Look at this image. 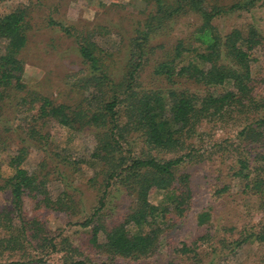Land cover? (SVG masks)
Listing matches in <instances>:
<instances>
[{"label":"rangeland","instance_id":"obj_1","mask_svg":"<svg viewBox=\"0 0 264 264\" xmlns=\"http://www.w3.org/2000/svg\"><path fill=\"white\" fill-rule=\"evenodd\" d=\"M220 1L228 6L243 4L214 19L221 33L226 34L233 28L247 33L254 24L264 34V0ZM130 2H133L131 7ZM144 6L143 0H0V13L22 8L27 10L30 22L28 43L19 54L26 87L21 92L7 91L5 100L0 102L2 171L5 176L13 173L8 165L9 157L25 146L28 153L23 165L40 176H47L54 198L67 191L75 200L73 209L57 211L39 206L36 199L26 196V215L44 223L48 235L55 238L58 250L44 247L32 237L22 238L20 248L11 249L1 242L9 237L7 219L15 234L20 220L13 213L11 217L5 215L12 207V194L9 189H0V264L11 260L28 264L30 260H35L33 264H68L71 260H85L89 264L103 261L109 264H264V244L254 235L264 226V192L253 191L252 186L247 187L248 179L235 174L240 158L253 159L264 151V126L259 139H247L239 133L244 125L264 117V106L260 112L248 109L222 117L209 116L194 132L183 136L185 149L180 152L150 150L137 136L132 137L129 145H124L122 149L133 155L152 153L165 160L191 154L176 169L178 177L189 175L192 188L189 208L183 215L169 214L167 222L161 224L163 232L157 249L138 257L110 255L92 242L95 225L112 226L122 222L135 205L134 195L122 184L116 182L109 188L105 205L99 210L100 218L83 225L95 208L100 207L99 200L105 189L102 166L90 156L97 145L96 131L74 130L53 123L42 125L32 117L39 108L41 96H48L57 104L85 107L87 92L83 84L89 72L79 54L78 35L91 36L99 47L105 71L115 80H122L133 66L129 64L132 39L144 16L139 12ZM51 20L65 24L74 34L66 33ZM200 23V14L190 11L171 20L162 33L150 38L154 50L150 53H155L144 63L139 85L151 90L173 87L164 76L154 72V67L178 41L189 42ZM4 45L5 41L0 39V53ZM254 54L255 95L264 104V43ZM177 81L174 87H188L200 94L205 91L190 80ZM25 125L35 127L45 136L30 138L23 129ZM81 159L85 161L74 163ZM260 164L264 166V161ZM224 186L227 189L222 194L216 193ZM168 193L154 190L150 200L170 206ZM202 215L204 221H201ZM104 237L100 233L101 242ZM244 238L247 239L238 242Z\"/></svg>","mask_w":264,"mask_h":264},{"label":"trees","instance_id":"obj_2","mask_svg":"<svg viewBox=\"0 0 264 264\" xmlns=\"http://www.w3.org/2000/svg\"><path fill=\"white\" fill-rule=\"evenodd\" d=\"M144 7L139 12L144 16L138 22L137 35L132 39L131 61L127 75L117 81L105 71L100 60L99 47L91 36L78 35L77 44L83 63L89 74L83 88L87 92L85 107L57 104L48 96L40 97V105L32 117L42 125L53 123L71 129L91 128L97 135V145L91 153L102 166L105 176V189L93 214L84 222L88 226L100 218V208L105 205V197L114 183L125 186L135 197V205L124 221L112 226L99 224L93 228V244L110 255L124 257L146 256L153 253L161 238V224L167 222L171 213L183 215L192 199L189 175L177 176V166L186 156L180 154L170 159L158 158L151 154L124 151L132 137H141L150 150L176 153L185 149L184 135L195 131L196 126L209 116L231 114L233 111L260 112L264 104L255 95L256 78L253 76L255 50L264 43V34L254 25L248 32L233 28L226 34L219 31L214 19L224 12L243 7L242 3L230 6L220 0H143ZM251 3H254L252 1ZM133 2H130L132 5ZM204 4H208L206 7ZM136 11V10H135ZM190 11L201 16L200 25L192 32L187 42L178 41L174 48L157 62L154 72L164 76L173 87L164 89H145L139 85L140 71L153 49L150 38L162 33L171 20ZM27 10L16 8L0 13V39L5 41L0 53V102L5 100L7 91L21 92L26 84L23 79L24 65L19 57L28 43L30 22ZM56 23L68 34H74L63 23ZM140 28V29H139ZM80 38V39H79ZM154 51V50H152ZM178 79L190 80L205 91L200 94L188 87L174 85ZM140 86V89H138ZM264 117L249 122L240 130L247 139L262 137ZM30 138H42L41 131L30 125L23 126ZM251 142V141H250ZM9 158L13 170L5 176L0 165V189H9L12 194V207L6 216L13 213L20 220L18 234L7 219L9 237L1 242L6 247L17 249L22 238L32 237L42 246L58 250L55 238L47 233L39 218L26 215L24 204L26 196L37 200L39 206L68 211L74 208L73 196L64 191L54 198L47 176L27 169L23 163L27 156L25 146ZM85 159L74 163L84 162ZM264 151L253 159L240 158L236 176L248 179L247 187L253 191L264 192ZM254 162V164H253ZM115 179V181H114ZM226 186L217 189L222 194ZM154 190L167 191L170 204H154L150 195ZM201 221L205 216H201ZM12 219V218H11ZM131 226L135 227L131 229ZM104 233L103 242L99 235ZM264 244V226L254 233ZM31 238V239H32ZM239 240L241 243L245 241ZM35 260H30L33 264ZM68 264H89L85 260H71ZM5 264H28L26 261L11 260ZM90 264H109L105 261Z\"/></svg>","mask_w":264,"mask_h":264}]
</instances>
